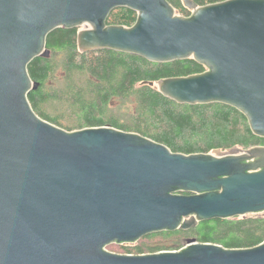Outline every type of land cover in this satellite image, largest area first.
Instances as JSON below:
<instances>
[{"label": "water", "instance_id": "95a60500", "mask_svg": "<svg viewBox=\"0 0 264 264\" xmlns=\"http://www.w3.org/2000/svg\"><path fill=\"white\" fill-rule=\"evenodd\" d=\"M0 0V264H264V241L227 248L188 238L180 249L117 253L151 233L200 221L264 215V145L210 152L109 125L66 129L39 116L28 65L48 34L77 28L80 52L101 49L200 73L149 81L179 104L223 103L264 138V0ZM117 7L131 26L107 24Z\"/></svg>", "mask_w": 264, "mask_h": 264}, {"label": "trees", "instance_id": "16d2710c", "mask_svg": "<svg viewBox=\"0 0 264 264\" xmlns=\"http://www.w3.org/2000/svg\"><path fill=\"white\" fill-rule=\"evenodd\" d=\"M168 1L177 13H190L182 0ZM193 1L204 5L221 0ZM136 16L137 12L130 8L117 7L108 14L106 22L131 26ZM76 33V27H58L51 31L46 38L50 55L36 56L28 65L31 79L39 86L30 90L27 97L42 118L70 130L109 125L134 131L183 153L224 150L234 145L243 148L264 145V138L252 133L245 115L236 108L216 102L179 104L148 84L164 77L203 72L205 67L194 59L157 63L110 49L80 52ZM79 76L84 78L82 84L77 82ZM112 98L117 99L118 107L124 108L128 103L133 107L124 109L123 116L114 115L109 105ZM57 103L67 106L73 123L60 121L67 117L66 111L52 112L51 108ZM156 235L170 238L171 242L146 248L135 245V251L128 246L120 247L126 249L125 253L135 254L177 250L185 245L179 237L187 241L188 236L227 248L251 247L264 241V215L204 220L188 230H165L145 237Z\"/></svg>", "mask_w": 264, "mask_h": 264}, {"label": "rangeland", "instance_id": "374dc122", "mask_svg": "<svg viewBox=\"0 0 264 264\" xmlns=\"http://www.w3.org/2000/svg\"><path fill=\"white\" fill-rule=\"evenodd\" d=\"M61 68V67H60ZM59 68V69H60ZM59 69L57 71H59ZM60 75V73L58 74V76ZM84 78L79 76V79H77V82L79 84L83 83ZM116 104L118 105V101L116 98H112V100L109 102L110 105V109H111V113L114 115H121L123 116L124 113V109H132V104L128 103L126 104V107L122 108V107H118L116 106ZM52 112H58V111H66V118H60V121H62V123H73L74 119H73V115H70V111L67 109L66 105H62L61 103H57L55 105H53V107L51 108ZM122 111V112H121ZM64 128V127H63ZM188 230V229H187ZM189 238H192V236H188ZM178 239V238H177ZM179 241L181 242V244H186V240L184 237H179ZM171 239L170 238H165L162 235H156L154 237L151 238H147L145 236L139 238L136 242L133 243H123V244H117V243H111L109 245H107V249L110 251H114L117 253H125L124 248H121L120 245H124V246H128L129 248H133V246L138 245L141 246L143 248H146L148 245H154V244H165V243H170ZM131 251H135V249L133 248ZM148 253V252H147ZM135 254V253H133Z\"/></svg>", "mask_w": 264, "mask_h": 264}]
</instances>
